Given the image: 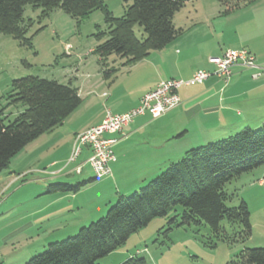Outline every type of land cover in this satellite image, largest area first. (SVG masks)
Listing matches in <instances>:
<instances>
[{"label": "rangeland", "instance_id": "1", "mask_svg": "<svg viewBox=\"0 0 264 264\" xmlns=\"http://www.w3.org/2000/svg\"><path fill=\"white\" fill-rule=\"evenodd\" d=\"M104 3L114 18L122 17L127 5L131 4L125 0H104ZM247 6L250 7L247 1H241L232 12L225 13L226 7L220 0L187 3L173 20L179 31L174 44L161 52L166 49L164 52L172 60L185 55L184 44L196 42L193 53L198 57L197 64L203 59L207 60L211 54H221V50L247 49V37L253 39L260 34L264 5L248 10ZM247 14L254 16L253 21L248 22ZM39 15L40 10L33 11L31 6L25 8V18L31 19L33 23L27 33V37H32V47L23 46L11 35L0 33V111L4 109L9 121L26 109L23 104H10L8 97L12 92L13 81L27 77L55 80L62 85L71 84L80 88V97L84 98L87 82L91 80L88 75L107 81L104 73L121 60L111 55L104 63L106 67L99 55L93 52L109 38V27L102 11L93 12L80 23L60 9L44 20H40ZM135 34L139 39L145 37L139 26L135 27ZM205 38L209 40L202 42ZM165 69L168 71L167 67ZM97 102L103 105L105 99L97 98ZM255 105L252 109H241L243 114L240 121L225 130V136L219 137L220 133L214 138L206 133L201 135L192 123L185 139L172 141L165 149L153 153L154 158L166 162L162 166L140 171L138 182L142 179L145 182L129 196L168 168L158 170L159 167L178 161L186 151L232 137L246 127L255 130L264 127V102L259 101ZM84 106L78 108L74 115L80 117L77 121L82 120L83 124L93 118V115H84ZM114 107L118 109L122 104L116 103ZM176 128L177 124L171 127L174 131L179 127ZM52 136L51 131L38 137L17 154L9 167L0 174V264H26L33 257L44 253L49 244L75 236L80 228L104 217L108 209L118 203V199L111 200L115 183H120V186L133 183L128 180L124 182V176L118 180L114 175V178L97 179L77 193L49 192L50 184L69 183L76 186L96 178L92 169L87 167L82 176L76 173L68 176L69 182H51L44 186L41 179L46 177L37 168L48 158V154H44L46 150L42 148L51 141ZM177 150L184 151V154L174 160L172 154ZM43 168L46 172L52 171L46 166ZM263 173L264 166L226 186L227 193L233 195L227 206L237 207L243 200L249 206L252 224L249 240L241 242L238 237L239 225L226 220L221 223L226 238L224 235L217 237L207 224L176 227L169 223V219L176 214L172 211L167 218L153 220L133 234L123 247L97 263L122 264L137 257L144 258L145 264H227L247 249H264V183L259 185L264 180ZM175 210L180 213L182 208L176 207ZM178 222H181L180 217Z\"/></svg>", "mask_w": 264, "mask_h": 264}, {"label": "trees", "instance_id": "2", "mask_svg": "<svg viewBox=\"0 0 264 264\" xmlns=\"http://www.w3.org/2000/svg\"><path fill=\"white\" fill-rule=\"evenodd\" d=\"M125 1L131 2L125 14L114 18L104 0H0V33L32 47V37H27V33L33 23L24 16L27 6L33 11L40 10V20L60 9L79 23L100 10L105 14L109 38L93 52L103 64L111 55H116L124 60L122 67H130L151 52L163 50L177 38L175 14L195 0ZM241 1L257 0H220L226 7L225 13L232 12ZM136 26L143 29L142 39L135 34ZM119 70L108 69L105 79L115 78ZM8 99L11 105L23 104L26 109L12 121L4 115V109L0 111V174L25 147L61 126L83 102L78 87L39 77L13 81ZM262 166L264 127L257 130L246 127L232 137L190 149L146 186L130 196H120L104 217L80 228L75 236L49 244L44 253L26 264H98V260L123 247L133 234L157 218H167L172 211L176 214L169 223L176 227L207 224L220 238L226 236L221 227L226 220L239 225L241 242L249 240L252 236L249 206L244 200L237 207L227 206L233 195L227 193L226 186ZM96 180L92 178L76 186L50 184L48 191L77 193ZM176 207L182 208L180 213ZM145 263L144 258L132 257L122 264ZM227 264H264V249H247Z\"/></svg>", "mask_w": 264, "mask_h": 264}, {"label": "crops", "instance_id": "3", "mask_svg": "<svg viewBox=\"0 0 264 264\" xmlns=\"http://www.w3.org/2000/svg\"><path fill=\"white\" fill-rule=\"evenodd\" d=\"M248 4L250 7L247 6V10L263 6L264 0ZM247 19L251 22L254 16L247 14ZM259 29V36L251 39L247 35V50L256 56L259 64L264 65V21ZM205 40L209 39H202V42ZM173 44L172 42L168 46ZM184 45L185 55L181 57L170 60L168 53L164 52L166 49L159 53L152 52L144 60L130 67H120L115 78L107 81L104 78L99 80L97 76L88 75V79L91 80L87 82L86 93L82 99L85 105L84 115L90 114L93 118L84 124L82 120L77 121L80 117L76 118L74 115L83 106L81 105L61 126L52 131L53 138L42 148L46 150L44 154H48V158L37 168V171L41 170L40 173L46 177L41 179L43 185L46 186L51 182H69L68 176L73 173L78 174L77 168H81L79 175L82 176L85 168L90 167L88 159L91 151L88 147H84L74 161L70 160L75 139L77 135L101 124L107 111L113 114L126 113L137 107L141 98L154 90L161 81L171 79L187 81L199 70L211 71L213 67L209 63V58L222 56L226 52L221 50V54H211L207 60L203 59L196 64L198 57H195L193 53V48L197 46L196 42ZM120 63L122 65L124 60L115 62L112 67L117 64L115 68H119ZM232 72L228 83L217 77H211L202 84L182 86L178 90L181 103L177 108L158 119H152L149 115L137 117L121 134L116 136L118 138V144L115 147L116 162L111 165V178L115 175L119 180L121 176H124V182L128 180L133 183L129 184L130 186L128 184L120 186V183H115L111 200L128 196L139 186L141 187L145 180L138 182L139 172L147 171L152 166H162L166 162L154 158L153 153L165 149L172 141L179 142L185 139L192 123L201 135L206 133L214 138L220 133L219 137L225 136L227 134L225 130H229L240 121L243 114L241 109H252L259 101L264 102V77L254 79V71L242 67H235ZM79 94H82L80 88ZM97 98L105 99V103L99 105ZM116 103H121L122 107L116 109L114 107ZM175 124L177 128L179 127L176 128L177 131L171 129ZM175 132L177 135H174ZM179 135V138L173 139ZM183 152L182 150L174 151L172 154L174 160L181 158ZM45 166L52 171L46 172L47 170L43 168ZM168 166L166 163L158 170ZM70 167L73 168L68 171ZM262 182L264 183V180L260 181L259 185L262 186Z\"/></svg>", "mask_w": 264, "mask_h": 264}, {"label": "built area", "instance_id": "4", "mask_svg": "<svg viewBox=\"0 0 264 264\" xmlns=\"http://www.w3.org/2000/svg\"><path fill=\"white\" fill-rule=\"evenodd\" d=\"M209 63L213 70H199L190 80L161 81L154 90L141 98L137 107L126 113L113 114L107 111L101 124L76 136L70 160L74 161L81 150L88 147L91 151L88 163L95 177L97 179L111 177V165L116 162L115 147L118 144L116 136L137 117L149 115L152 119H158L177 108L181 103L178 90L182 86L202 84L211 77L228 83L235 67L254 71V79L264 77V65L259 64L256 56L247 49L228 50L222 56L210 57ZM77 173H81V168H77Z\"/></svg>", "mask_w": 264, "mask_h": 264}]
</instances>
